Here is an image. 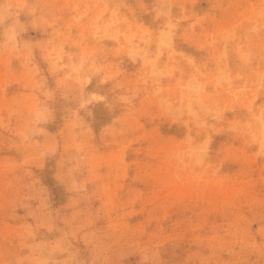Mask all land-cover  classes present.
<instances>
[{"label":"rangeland","instance_id":"374dc122","mask_svg":"<svg viewBox=\"0 0 264 264\" xmlns=\"http://www.w3.org/2000/svg\"><path fill=\"white\" fill-rule=\"evenodd\" d=\"M0 264H264V0H0Z\"/></svg>","mask_w":264,"mask_h":264}]
</instances>
